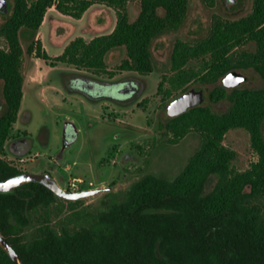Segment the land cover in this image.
<instances>
[{"label": "trees", "instance_id": "trees-1", "mask_svg": "<svg viewBox=\"0 0 264 264\" xmlns=\"http://www.w3.org/2000/svg\"><path fill=\"white\" fill-rule=\"evenodd\" d=\"M129 0H14L0 25V82L4 107L0 113V180L25 172L20 162L1 156L17 120L23 96L24 53L49 59L35 40L44 15L54 6L80 18L93 4L116 11L114 29L87 40L70 41L55 60L77 68L102 72L105 57L125 47L117 68L141 75L155 70L151 46L165 31L184 23L189 0H139L134 20L127 12ZM211 6V0H204ZM27 34L28 44H21ZM252 43L249 50L246 44ZM197 61V67L189 65ZM252 67L263 79L257 88L215 86L208 100H228L223 111L209 104L192 107L171 117L165 128L176 136L189 129L200 135V145L173 179L145 174L124 193L108 191L101 209L83 199H65L37 181L0 192V232L22 264H264V0H253L250 13L228 19L213 14L208 31L194 41L177 40L171 51L166 77L172 89L186 84L215 83L228 71ZM162 86V83L160 84ZM181 92V93H182ZM234 128L249 132L257 159L236 170L233 149L223 143ZM211 176L216 180L206 191ZM60 217L58 227L51 215ZM34 225L30 237L26 227ZM0 264H14L0 246Z\"/></svg>", "mask_w": 264, "mask_h": 264}, {"label": "rangeland", "instance_id": "rangeland-1", "mask_svg": "<svg viewBox=\"0 0 264 264\" xmlns=\"http://www.w3.org/2000/svg\"><path fill=\"white\" fill-rule=\"evenodd\" d=\"M11 2L13 5L14 0ZM210 4L208 6L204 0H189L187 16L180 28L165 31L154 39L151 51L155 70L147 75L117 68L126 56L125 47L107 53L106 69L102 72L56 61V56L76 37L89 40L110 33L115 27L117 15L113 8L104 4L91 5L80 18L61 13L54 6L48 8L35 40H39L41 50L47 53L49 59L36 57L35 53H24L20 109L26 111L25 116L30 118L23 125L15 121L10 129V132L21 129L32 140L30 150L23 154L26 160L20 163L22 169L49 172L62 187L69 177L80 176L86 181L92 180L93 188L112 186L109 191L119 194L148 173L164 175L169 179L178 175L198 149L201 139L193 129L176 136L165 128V123L171 118L167 113V104L182 92L172 89L166 81V77L173 73L172 47L177 40L191 42L204 35L213 14L237 19L250 13L253 0H211ZM126 8L129 19L134 20L140 10L139 0H129ZM9 13L0 14V25ZM28 37L27 34L21 36L24 49L29 42ZM245 47L251 50L254 45L248 43ZM189 65L197 67L199 63L190 61ZM236 70L247 76V80L238 87L262 86L263 79L252 67ZM75 77L100 82L133 81L138 92L132 99L124 101L89 98L69 87L70 80ZM218 85H222L221 78L208 84L190 81L185 87L202 86L206 98L203 104H209L215 111H223L229 105L228 100H208V92ZM1 89L0 82V102ZM68 121L74 124L76 130L71 125L64 130ZM223 143L236 152L232 161L236 170L247 169L257 159L250 134L242 128L228 130ZM1 156L15 159L5 148ZM215 180V176L208 179L206 191L213 187ZM106 192L82 198L84 205L101 209V199ZM261 207L264 212V198ZM66 212L63 210L58 215H51L54 227H58L60 217ZM33 227H26L27 237H30Z\"/></svg>", "mask_w": 264, "mask_h": 264}, {"label": "water", "instance_id": "water-1", "mask_svg": "<svg viewBox=\"0 0 264 264\" xmlns=\"http://www.w3.org/2000/svg\"><path fill=\"white\" fill-rule=\"evenodd\" d=\"M12 8L11 0H0V14H8ZM222 85L226 88H235L238 87L241 83L247 80V76L237 71L236 69L228 71L222 78ZM134 86V85H133ZM137 90L136 85L134 88L122 95L123 98L128 99L132 97ZM121 97V96H118ZM206 98L204 96V88L202 86L190 87L186 91L178 94L172 98L167 104V113L170 117L178 116L188 109L199 106L205 102ZM71 125L76 130L74 124L71 122H66L64 130L67 129V126ZM77 135V132H76ZM28 181H37L44 184L46 187L52 190V192L58 196H61L65 199H80L93 196L103 191H109L112 189V186L106 187H95L90 189H82L75 192H70L63 188L59 182L49 173V172H29L25 171L17 175L11 176L9 178L0 180V192H6L12 188L23 184ZM0 246L8 253L9 257L12 259L14 264H22L19 259L18 254L13 249V247L7 242L5 236L0 232Z\"/></svg>", "mask_w": 264, "mask_h": 264}, {"label": "flooded vegetation", "instance_id": "flooded-vegetation-1", "mask_svg": "<svg viewBox=\"0 0 264 264\" xmlns=\"http://www.w3.org/2000/svg\"><path fill=\"white\" fill-rule=\"evenodd\" d=\"M133 85L134 86L136 85L135 82L133 81L105 80L103 82H100V81H93L92 79L84 78V77H75L72 78L69 82L70 88L79 91L81 94H83L86 97L100 98L102 101L105 100L124 101L128 99H132L137 94L138 88L135 91L134 95L128 99L123 98L122 95H125L126 93L131 91L134 88ZM3 107H4V100L2 98V102H0V113L3 110ZM25 113L26 111H24V114ZM7 139L4 148L9 152V154L13 155L15 159L12 158H8V159L5 158V159L20 162L18 159L19 157L23 156V154L22 155H18V154L23 153L25 150L28 149L30 150L32 146L31 138L24 131L22 132L18 131L14 137H10L8 140Z\"/></svg>", "mask_w": 264, "mask_h": 264}, {"label": "built area", "instance_id": "built-area-1", "mask_svg": "<svg viewBox=\"0 0 264 264\" xmlns=\"http://www.w3.org/2000/svg\"><path fill=\"white\" fill-rule=\"evenodd\" d=\"M20 162L25 161V157L21 156L18 159ZM93 187V181L84 179L80 176H71L68 178V180L65 182L64 187L66 190L70 192L79 191L82 189H90Z\"/></svg>", "mask_w": 264, "mask_h": 264}, {"label": "crops", "instance_id": "crops-1", "mask_svg": "<svg viewBox=\"0 0 264 264\" xmlns=\"http://www.w3.org/2000/svg\"><path fill=\"white\" fill-rule=\"evenodd\" d=\"M27 113V112H26ZM26 116H25V114H24V111H22L20 108H19V111H18V115H17V120L23 125V124H25L26 122H28V120H29V115L25 118ZM16 120V121H17ZM14 124V123H13ZM19 131H21V129H19ZM17 134V132H9V136H8V139L10 138V137H14L15 135ZM7 139V140H8ZM29 151V149L28 150H25L23 153H20V154H18V155H22V154H24L25 152H28ZM37 154V153H36Z\"/></svg>", "mask_w": 264, "mask_h": 264}]
</instances>
